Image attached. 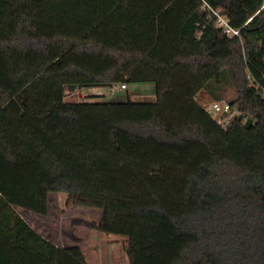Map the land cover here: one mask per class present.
<instances>
[{
    "label": "trees",
    "instance_id": "trees-1",
    "mask_svg": "<svg viewBox=\"0 0 264 264\" xmlns=\"http://www.w3.org/2000/svg\"><path fill=\"white\" fill-rule=\"evenodd\" d=\"M136 82L154 98L64 100ZM227 85L223 126L198 95ZM263 92L264 0H0V264H88L20 214L52 192L102 208L129 264H264Z\"/></svg>",
    "mask_w": 264,
    "mask_h": 264
},
{
    "label": "rangeland",
    "instance_id": "rangeland-1",
    "mask_svg": "<svg viewBox=\"0 0 264 264\" xmlns=\"http://www.w3.org/2000/svg\"><path fill=\"white\" fill-rule=\"evenodd\" d=\"M224 97L233 100L237 94L231 86L225 87ZM64 100L66 102L84 101H125L129 97L138 101H149L154 98L155 90L152 82L128 83L127 89L119 92L108 91L104 86H66ZM151 95V96H150ZM203 105L211 102L205 91L198 95ZM52 211L46 218L29 210L21 209L20 214L39 232L52 239L62 247L78 245L86 256L88 264H129L124 242L127 238L122 234H107L98 229L103 217V209L76 205L61 193H50Z\"/></svg>",
    "mask_w": 264,
    "mask_h": 264
},
{
    "label": "built area",
    "instance_id": "built-area-1",
    "mask_svg": "<svg viewBox=\"0 0 264 264\" xmlns=\"http://www.w3.org/2000/svg\"><path fill=\"white\" fill-rule=\"evenodd\" d=\"M215 14L217 16V25L222 28L224 33L230 36L239 34V29L232 27L225 15H222L218 11H215ZM106 88L108 91L115 94V92L126 90L127 83H118L106 86ZM206 108L207 111L217 120V122L223 126L228 125L236 117L241 118L244 114V112L237 105L231 104L226 99H212L211 102L206 105ZM252 118L254 117L252 116Z\"/></svg>",
    "mask_w": 264,
    "mask_h": 264
},
{
    "label": "water",
    "instance_id": "water-1",
    "mask_svg": "<svg viewBox=\"0 0 264 264\" xmlns=\"http://www.w3.org/2000/svg\"><path fill=\"white\" fill-rule=\"evenodd\" d=\"M77 86L76 85H71V88H76ZM61 195H62V197H67L68 196V193H66V192H61Z\"/></svg>",
    "mask_w": 264,
    "mask_h": 264
},
{
    "label": "crops",
    "instance_id": "crops-1",
    "mask_svg": "<svg viewBox=\"0 0 264 264\" xmlns=\"http://www.w3.org/2000/svg\"><path fill=\"white\" fill-rule=\"evenodd\" d=\"M151 96V95H150ZM130 98V97H129ZM51 211H52V208H51V201H50V208H49V213H51ZM49 215V214H48ZM47 215V216H48ZM47 216H40V217H42V218H46ZM41 233V232H40ZM43 234V233H42Z\"/></svg>",
    "mask_w": 264,
    "mask_h": 264
}]
</instances>
